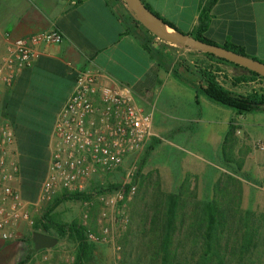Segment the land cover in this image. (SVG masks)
<instances>
[{
  "label": "crops",
  "instance_id": "crops-1",
  "mask_svg": "<svg viewBox=\"0 0 264 264\" xmlns=\"http://www.w3.org/2000/svg\"><path fill=\"white\" fill-rule=\"evenodd\" d=\"M207 1L142 0L159 18L185 34L196 30L199 11ZM208 16L203 38L218 46L232 44L247 57L264 62V0H214ZM51 28L61 33L62 42L37 46L32 68L20 71L10 89L36 85L40 74L59 68L71 71L75 78L77 70L91 61L100 72L101 85L127 86L137 104L151 110L153 138L158 144L194 145L197 148L191 150L197 159L207 162L215 155L228 166L225 140L231 139V147L236 140L242 145V163L236 161L240 169L236 174L223 172L242 184H264V112L236 115L202 95L197 97V107L193 89L171 75L177 64L160 51L162 44L153 45L152 37L132 21L120 0H0V56L6 45L4 33L12 40ZM178 72L187 79L195 75L181 67ZM73 82L61 94L53 121ZM10 89L0 91V114L2 99ZM229 124L232 132L225 139Z\"/></svg>",
  "mask_w": 264,
  "mask_h": 264
},
{
  "label": "rangeland",
  "instance_id": "rangeland-1",
  "mask_svg": "<svg viewBox=\"0 0 264 264\" xmlns=\"http://www.w3.org/2000/svg\"><path fill=\"white\" fill-rule=\"evenodd\" d=\"M160 44V51L167 59L174 60L195 75L203 70L210 72L216 82L227 90L246 94L264 92V81L251 77L229 63L209 58L196 50L167 47L163 41ZM230 140L225 142L228 166L215 155H210L207 162L197 159L191 150L197 146L161 142L145 158L136 176L135 194L124 207L117 205L112 212L107 205L88 197L85 200L59 199L46 216L55 225L80 226L84 232L90 230L98 234L106 228L104 243L85 241L88 247L82 264H121L123 248L128 254L124 257V264H149L147 257L143 256L148 250L143 249L142 244L149 242L151 237L148 232L144 234L140 231L139 214L148 211L154 204H165L167 196L175 195L179 204L177 219L178 222L182 221L180 228H183L174 236L179 245V264H215L209 262L211 251L200 243L202 233L195 230L198 227L196 221L201 218L198 209L203 204L214 202L222 216L218 235L219 248L225 257L223 264H264V184H242L229 175L233 173L236 161L242 163V145L234 140L231 147ZM141 157L142 152L136 156V164ZM226 170H229V174L223 172ZM48 205L41 204L35 211L31 209V219L38 218ZM121 216L127 218L125 225L119 221ZM191 223L194 229H189ZM31 230L32 227L23 225L20 237L0 241V264L73 263L76 253L73 236L68 233L58 235L50 228L47 235L58 239L59 244L49 250L29 253ZM250 233L252 239L248 241ZM211 245L213 248L214 244Z\"/></svg>",
  "mask_w": 264,
  "mask_h": 264
},
{
  "label": "built area",
  "instance_id": "built-area-1",
  "mask_svg": "<svg viewBox=\"0 0 264 264\" xmlns=\"http://www.w3.org/2000/svg\"><path fill=\"white\" fill-rule=\"evenodd\" d=\"M151 37L153 45L162 43ZM3 38L0 91L33 65L37 46L63 40L55 28L12 40L4 33ZM99 75L91 61L77 70L71 92L52 124L46 169L34 201L20 197L15 137L10 122L0 114V241L20 237L23 225H33L30 210L61 194H84L112 212L117 205L131 202L136 191V156L154 135L152 113L137 104L129 87L101 85ZM119 221L125 225L127 218L121 216ZM106 231L85 230L84 241L104 243Z\"/></svg>",
  "mask_w": 264,
  "mask_h": 264
},
{
  "label": "trees",
  "instance_id": "trees-1",
  "mask_svg": "<svg viewBox=\"0 0 264 264\" xmlns=\"http://www.w3.org/2000/svg\"><path fill=\"white\" fill-rule=\"evenodd\" d=\"M140 1L142 2V0ZM213 1L214 0H208L203 5L198 15V26L192 34H189L193 38L207 44L213 43L203 38L202 32L205 30L208 23V12ZM142 4L150 10L146 4L143 2ZM153 14L156 15L155 13ZM131 19L134 23L143 28L132 17ZM161 20L165 22L163 19ZM167 24L174 28L171 24ZM143 30L145 29L143 28ZM145 32L147 31L145 30ZM147 34L152 36L148 32ZM222 47L246 56L241 48L232 44L225 43ZM147 49L150 50L148 47ZM204 55L221 62H226L209 54L204 53ZM231 65L239 68L251 77L259 78L264 81V78L259 77L252 72L234 64ZM178 67H181L183 72H187L185 68H182L181 65L177 64L171 69V75L177 81L193 89L195 92V105L197 107V97L198 95H202L219 106L230 109L236 115L264 112V92L252 91L245 95L235 94L220 86L210 72L203 70L199 72L198 75H193L194 77L191 76L192 78L190 77L187 79L179 74ZM31 68L32 66L23 71L30 70ZM40 75L39 83L36 85L30 87H22L21 85H18L19 88L21 87L20 92L18 91V87L10 89L13 86L12 84L8 88L10 90L5 93V97L2 99L1 104V115L9 120L16 138L19 194L22 199L27 201H34L36 198L39 184L43 179L46 169L48 158L46 145L53 117L59 107L61 94L69 83L74 80V75L71 71L61 68ZM237 81L239 80H235V82ZM231 132L232 127L229 124L225 139ZM157 144L158 141L155 138L152 137L149 140L142 152V157L137 164V174L144 163L145 158ZM239 169V165H236L233 169V173H238ZM86 198L87 196L84 194H61L60 197L54 198L49 205L46 206L38 218L33 220L32 231H39L40 233L48 234L47 231L51 228L58 235L68 233L74 237L76 242V253L72 264L83 263L88 247L84 241V229L75 225H55L46 215H48V212H50L52 207L58 203L59 199L85 200ZM177 201L175 195H169L167 196L165 204H154V206L148 211L139 214L140 217L138 223L140 231L144 234L148 232L151 237L149 242L142 244L143 249L147 248L148 250V253L143 256L147 257V262L149 264H179L177 256V248L179 245L175 241L174 236L176 232L179 233L183 228H180L182 226V221L178 222L177 219L179 209ZM198 213L201 218L197 219L196 223L198 224V227H195V230L202 233L200 235V243L203 244L207 251H211L209 262L223 264L225 257L219 248L220 239L218 235V231L222 225L220 209L217 204L212 202L203 204L198 209ZM190 228L194 229L192 223L191 226L189 224V229ZM251 239L252 234L250 233V235L247 236V240L250 241ZM211 242L214 244L213 248ZM28 252L30 253V250H28ZM126 255H128L126 253V248H123L121 264H124V257H126Z\"/></svg>",
  "mask_w": 264,
  "mask_h": 264
},
{
  "label": "water",
  "instance_id": "water-1",
  "mask_svg": "<svg viewBox=\"0 0 264 264\" xmlns=\"http://www.w3.org/2000/svg\"><path fill=\"white\" fill-rule=\"evenodd\" d=\"M130 16L138 22L148 33L167 44L192 49L212 55L228 63L239 66L249 72L264 78V62L240 55L222 46L207 44L193 38L189 34L179 32L170 27L160 18L148 10L140 0H121ZM29 250L36 253L49 250L59 244V240L38 231H31L28 238Z\"/></svg>",
  "mask_w": 264,
  "mask_h": 264
}]
</instances>
